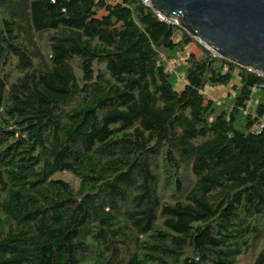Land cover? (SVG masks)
Listing matches in <instances>:
<instances>
[{
	"label": "trees",
	"instance_id": "trees-1",
	"mask_svg": "<svg viewBox=\"0 0 264 264\" xmlns=\"http://www.w3.org/2000/svg\"><path fill=\"white\" fill-rule=\"evenodd\" d=\"M263 117L141 0H0V264H264Z\"/></svg>",
	"mask_w": 264,
	"mask_h": 264
},
{
	"label": "water",
	"instance_id": "water-1",
	"mask_svg": "<svg viewBox=\"0 0 264 264\" xmlns=\"http://www.w3.org/2000/svg\"><path fill=\"white\" fill-rule=\"evenodd\" d=\"M219 56L264 75V0H152Z\"/></svg>",
	"mask_w": 264,
	"mask_h": 264
},
{
	"label": "rangeland",
	"instance_id": "rangeland-1",
	"mask_svg": "<svg viewBox=\"0 0 264 264\" xmlns=\"http://www.w3.org/2000/svg\"><path fill=\"white\" fill-rule=\"evenodd\" d=\"M196 51L199 53V47L196 45H192L187 51ZM176 60L173 59L171 61H169V67L172 68L175 66ZM181 87V85L179 86ZM229 90V88L223 87V88H207L206 89V94L209 97H213L215 99H219L220 97H222L225 92H227ZM264 119V117H263ZM56 177H62L65 178L69 181H71V183L77 187L78 186V179L71 173H59L56 175Z\"/></svg>",
	"mask_w": 264,
	"mask_h": 264
},
{
	"label": "built area",
	"instance_id": "built-area-1",
	"mask_svg": "<svg viewBox=\"0 0 264 264\" xmlns=\"http://www.w3.org/2000/svg\"><path fill=\"white\" fill-rule=\"evenodd\" d=\"M142 3H144L145 5L147 6H150L157 14L158 18L162 21H165L167 23H172V24H175V20L172 19V18H168L167 16L161 14V12L159 10H157L153 5H152V0H141ZM199 43H201L202 45H204L205 47H207L208 49L212 50L211 47H209L208 44H206L204 41H202L200 38H197L195 37ZM213 51V50H212ZM214 52V51H213ZM215 53V52H214ZM217 54V53H215ZM246 69L248 71H253V72H257L259 75H263L261 72L255 70L253 67L251 66H246ZM261 125H264V122L261 124Z\"/></svg>",
	"mask_w": 264,
	"mask_h": 264
}]
</instances>
